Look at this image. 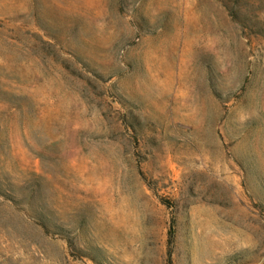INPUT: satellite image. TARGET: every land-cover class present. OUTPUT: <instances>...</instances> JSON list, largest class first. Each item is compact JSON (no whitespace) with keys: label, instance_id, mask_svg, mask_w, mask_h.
<instances>
[{"label":"rangeland","instance_id":"374dc122","mask_svg":"<svg viewBox=\"0 0 264 264\" xmlns=\"http://www.w3.org/2000/svg\"><path fill=\"white\" fill-rule=\"evenodd\" d=\"M0 264H264V0H0Z\"/></svg>","mask_w":264,"mask_h":264}]
</instances>
